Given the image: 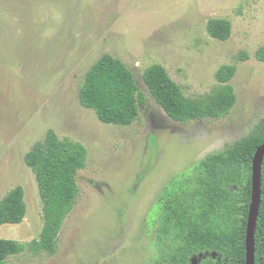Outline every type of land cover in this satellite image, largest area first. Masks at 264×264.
<instances>
[{"label":"rangeland","instance_id":"rangeland-1","mask_svg":"<svg viewBox=\"0 0 264 264\" xmlns=\"http://www.w3.org/2000/svg\"><path fill=\"white\" fill-rule=\"evenodd\" d=\"M211 19L231 21L229 40L208 34ZM263 47L264 0H0V201L21 186L28 211L22 224L0 226V239L40 238L44 204L25 163L34 145L52 130L88 150L57 252H25L7 264H167L186 243L165 237L159 207L174 179L197 175L191 128L215 122L235 134L231 145L264 133ZM104 54L126 64L145 96L130 126L104 124L80 103ZM152 65L193 100L212 97L222 88L219 69L235 66L237 103L223 119L176 122L144 83Z\"/></svg>","mask_w":264,"mask_h":264},{"label":"trees","instance_id":"trees-1","mask_svg":"<svg viewBox=\"0 0 264 264\" xmlns=\"http://www.w3.org/2000/svg\"><path fill=\"white\" fill-rule=\"evenodd\" d=\"M232 29L227 19H211L207 24L208 34L223 42L230 39ZM256 58L264 63V47ZM243 59L248 56L244 54ZM236 73L235 66L221 67L217 80L222 88L206 100L187 97L162 65L145 69L143 80L168 116L185 124L227 117L238 99L229 84ZM79 98L81 105L93 110L102 123L118 126L136 122L140 106L146 101L133 73L110 54H104L87 72ZM263 144L264 133L254 134L199 162L195 168L197 175L183 173L171 182L167 194L170 198L159 207L161 221L168 223L163 234L168 239L176 235L186 244L179 253L165 259L167 264H246L253 164ZM87 162L85 145L60 139L52 130L26 154L25 163L36 175L44 204V226L40 238L27 244L0 239V264H7L11 257L25 252L50 255L57 252L64 222L79 196L77 175L87 167ZM27 213L25 191L18 186L0 201V226L22 224ZM255 239V264H264V161Z\"/></svg>","mask_w":264,"mask_h":264},{"label":"clouds","instance_id":"clouds-1","mask_svg":"<svg viewBox=\"0 0 264 264\" xmlns=\"http://www.w3.org/2000/svg\"><path fill=\"white\" fill-rule=\"evenodd\" d=\"M191 133L187 145L195 163L222 153L235 139V134L231 130L224 129L215 122L192 127Z\"/></svg>","mask_w":264,"mask_h":264},{"label":"water","instance_id":"water-1","mask_svg":"<svg viewBox=\"0 0 264 264\" xmlns=\"http://www.w3.org/2000/svg\"><path fill=\"white\" fill-rule=\"evenodd\" d=\"M263 161H264V144L258 148L254 157L252 204H251L247 231H246V248H247L246 264H255V247H256L255 236H256V227L258 223L260 205H261Z\"/></svg>","mask_w":264,"mask_h":264}]
</instances>
